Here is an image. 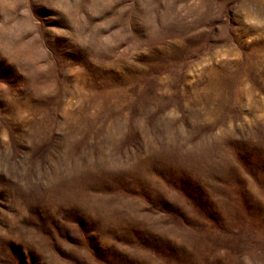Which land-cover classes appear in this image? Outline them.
<instances>
[{"label": "rangeland", "instance_id": "obj_1", "mask_svg": "<svg viewBox=\"0 0 264 264\" xmlns=\"http://www.w3.org/2000/svg\"><path fill=\"white\" fill-rule=\"evenodd\" d=\"M0 264H264V0H0Z\"/></svg>", "mask_w": 264, "mask_h": 264}, {"label": "bare ground", "instance_id": "obj_2", "mask_svg": "<svg viewBox=\"0 0 264 264\" xmlns=\"http://www.w3.org/2000/svg\"><path fill=\"white\" fill-rule=\"evenodd\" d=\"M258 7V6H257ZM254 9H257L256 7Z\"/></svg>", "mask_w": 264, "mask_h": 264}]
</instances>
